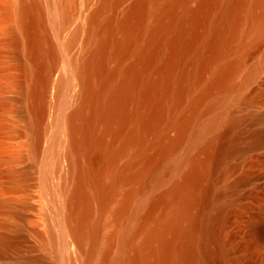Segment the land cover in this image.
Here are the masks:
<instances>
[{"label": "bare ground", "instance_id": "bare-ground-1", "mask_svg": "<svg viewBox=\"0 0 264 264\" xmlns=\"http://www.w3.org/2000/svg\"><path fill=\"white\" fill-rule=\"evenodd\" d=\"M263 41L264 0H0V264L225 259L238 186H196ZM243 184L254 237L264 189Z\"/></svg>", "mask_w": 264, "mask_h": 264}, {"label": "rangeland", "instance_id": "rangeland-1", "mask_svg": "<svg viewBox=\"0 0 264 264\" xmlns=\"http://www.w3.org/2000/svg\"><path fill=\"white\" fill-rule=\"evenodd\" d=\"M250 70H254L252 75L248 74ZM57 73L58 70L53 73L54 77ZM233 82L238 87L228 98L221 123L207 139L208 148L204 152L210 159V171L196 189H199L202 197L211 196L222 189H226L228 197H232L237 184L238 199L230 204L223 221L224 241L234 242V247L228 251L225 259L215 253L204 264H264V222L259 224L256 236L247 235V215L252 214L253 209L245 200L250 187L243 184L244 180L252 178L255 196H259L264 189V140H259L252 132L264 126V123L257 125L256 121L257 117L264 115V41L248 47L242 69ZM169 135L174 136L175 131H169ZM17 144L19 140L11 135L9 152H16ZM224 152L234 153L227 160H221Z\"/></svg>", "mask_w": 264, "mask_h": 264}]
</instances>
